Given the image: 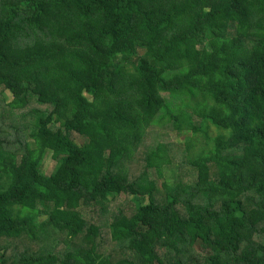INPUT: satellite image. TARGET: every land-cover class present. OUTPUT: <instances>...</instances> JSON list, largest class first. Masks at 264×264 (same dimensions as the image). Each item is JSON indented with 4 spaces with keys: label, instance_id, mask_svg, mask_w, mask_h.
Wrapping results in <instances>:
<instances>
[{
    "label": "trees",
    "instance_id": "obj_1",
    "mask_svg": "<svg viewBox=\"0 0 264 264\" xmlns=\"http://www.w3.org/2000/svg\"><path fill=\"white\" fill-rule=\"evenodd\" d=\"M0 93V264H264V0H0Z\"/></svg>",
    "mask_w": 264,
    "mask_h": 264
},
{
    "label": "rangeland",
    "instance_id": "obj_2",
    "mask_svg": "<svg viewBox=\"0 0 264 264\" xmlns=\"http://www.w3.org/2000/svg\"><path fill=\"white\" fill-rule=\"evenodd\" d=\"M167 96H170V94ZM170 99L171 98H169L168 100ZM8 101H9V94L0 93V114L2 113L3 115H7L9 122L17 126H20L22 124H25L26 120H30V118L32 117V112H30V109L33 107H36V104L31 102L23 110H17V111L10 112L9 108L7 107ZM149 133L150 135H148V137L143 140L139 148V156L137 155V158L141 159V157L147 151L149 152L150 150L153 149L156 142L162 140L168 145V148H169L168 154L171 160V164L164 166L162 169L163 177L171 178L172 180H178L181 183L185 182L187 180L186 173H188V170L185 167L186 166L185 164L181 165L179 163V160L182 158L181 156L182 153L185 152V140H184L185 134L183 133L175 134L174 128L172 127L171 124H169L166 128H163V126H160V128L157 126H153L151 129H149ZM77 141L79 142V138H77ZM45 162L48 163L49 165L52 163L49 157L46 158ZM133 169H134V172L137 171L139 169L138 165L135 164L133 166ZM161 180L162 179H159L158 183H160ZM124 202L126 203L125 199L120 200L119 198H116L114 200V204L116 203L122 206L125 205ZM84 214L88 217V215H90V210L86 209L84 211ZM104 233H107L106 230H104ZM107 239H108L107 237L106 238L104 237L103 239L105 247L109 246V241ZM5 244H7L8 247L12 249L11 252L15 254L19 253L24 248H26V245L22 242V239H16V241L6 240Z\"/></svg>",
    "mask_w": 264,
    "mask_h": 264
}]
</instances>
